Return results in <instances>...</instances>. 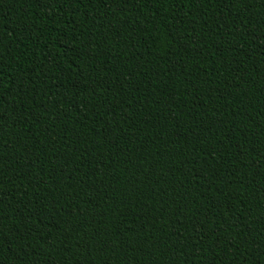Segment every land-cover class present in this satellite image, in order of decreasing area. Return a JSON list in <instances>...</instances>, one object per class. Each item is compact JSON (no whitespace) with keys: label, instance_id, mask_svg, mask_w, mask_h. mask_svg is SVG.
Segmentation results:
<instances>
[{"label":"trees","instance_id":"16d2710c","mask_svg":"<svg viewBox=\"0 0 264 264\" xmlns=\"http://www.w3.org/2000/svg\"><path fill=\"white\" fill-rule=\"evenodd\" d=\"M0 264H264V0H0Z\"/></svg>","mask_w":264,"mask_h":264}]
</instances>
